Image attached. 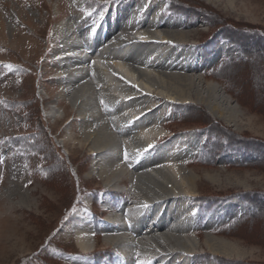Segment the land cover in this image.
Segmentation results:
<instances>
[{
  "label": "rangeland",
  "instance_id": "rangeland-1",
  "mask_svg": "<svg viewBox=\"0 0 264 264\" xmlns=\"http://www.w3.org/2000/svg\"><path fill=\"white\" fill-rule=\"evenodd\" d=\"M123 1L86 0L76 8L70 0H0L3 25L11 21L20 32L15 34L19 39L15 44L8 28L0 24V264H74L78 259L86 264H142L145 260L143 264H163L168 260L164 254L134 255L140 249L136 240L152 244L147 239L148 228L142 229L150 220H155L148 219L150 214L143 216L150 208L149 203L132 187L130 178L125 177L116 187L115 183L109 184L104 177L92 173L99 157L85 141L81 117L74 114L66 97L56 101L61 85L65 84V78L57 72L62 64L59 61L66 53L63 52L64 36L56 34L55 27L64 19L74 17L81 19L79 27L84 29L97 16L95 11L104 12L103 16L112 11L114 14ZM171 2L176 9L170 8ZM150 3L159 5L156 12L138 17L129 8L122 21L130 16L132 24L143 17L152 23L156 15L162 14L161 27L173 17L169 27L174 26L176 19L179 30H191L186 47L198 49L193 53V67L198 75L222 84L232 103L239 104L243 110L239 125H235L218 120L201 105L208 119L195 113L187 103L178 106L177 102L167 101L168 114L160 122L169 134L167 137L199 135L189 150L181 148L184 152L179 160L198 174L195 193L183 196L184 202L195 211L192 223L198 222L186 234H195L200 242L206 234L225 237L242 251L240 257H225L200 243L189 258L191 264H264V0H233L232 4L229 0H149ZM133 6L140 9L144 3ZM20 9L29 16L18 15ZM163 10L165 13H161ZM105 24L113 26V17L112 22L108 20ZM133 32L137 38L136 30ZM21 35L28 38L23 39ZM228 37L242 44L231 42ZM167 42L170 48L178 47L176 42ZM102 43L95 44L97 52L101 51L98 47ZM117 48L120 56L126 55L128 47ZM218 48L221 52L213 58ZM201 49L206 53L202 54ZM59 51L61 54L56 53ZM172 57L163 60L165 65L172 64L176 54ZM157 58L143 56L144 61L153 63L154 60V64L159 63ZM183 59L180 57L175 63ZM187 61L192 63L185 59L184 64ZM228 68L233 72L223 75L221 72ZM203 86L199 84L202 91ZM164 111L165 108L161 112ZM161 143L162 139L153 145L158 147ZM154 146L131 156L122 143L123 162L131 170H137L143 162L145 166L150 165L152 161L148 158L154 153ZM123 151L127 152V159ZM174 174L181 185L188 187L182 173ZM26 192L32 207L21 205ZM138 205L143 211L137 213ZM80 211H93L96 219L92 232L97 245L91 255L81 251L74 227L67 226L69 216ZM117 211L124 214L129 236L135 242L130 246L136 249L134 253H126L128 260L104 239L105 231L101 229L104 222H109L106 230L116 232V225L110 224L107 216ZM128 211L135 213V217L128 216ZM170 223L167 218L163 232L170 230L173 224ZM158 228L152 235L162 237ZM163 243L173 251L170 243ZM151 247L160 251L153 244ZM171 261L181 262L177 256Z\"/></svg>",
  "mask_w": 264,
  "mask_h": 264
},
{
  "label": "bare ground",
  "instance_id": "bare-ground-1",
  "mask_svg": "<svg viewBox=\"0 0 264 264\" xmlns=\"http://www.w3.org/2000/svg\"><path fill=\"white\" fill-rule=\"evenodd\" d=\"M70 1H72V5H76V8L86 3V0ZM135 1L138 0H125L119 3L114 14L112 11L106 16H101V18L95 16L97 19H94L93 17L84 29L79 27L81 19L77 20L74 17L64 19L55 27V33H61L64 36L62 38L63 52L66 53L65 57H61L59 61L62 64L61 69H58L57 72L58 76L65 78V84L61 85L60 94L56 101L66 97L71 103L74 114L81 117L80 126L85 141L91 145V150L97 152L99 157L97 165L92 167V173L104 177L109 184L115 183L113 185L116 187L123 183L125 177L130 178L132 187L142 195V200L149 203L150 208L144 211L146 214L143 216L147 217L150 214L148 219L153 217L155 220L147 221L148 223L142 229L148 228L146 231L147 239L164 253H160L158 250L154 251L152 249L154 246L151 247L152 244L148 245L141 240H136L140 249L134 253L133 249L135 248L130 249V246L132 244L134 246L135 242L132 243L133 240L129 236L128 222L126 223L124 214L122 215L118 211L116 213L109 212L107 219L111 220L112 223L110 224L116 225V232L106 230V225L109 222H104V239L112 245L114 244L124 256L131 252L139 256L142 252L156 256H163L164 254V258H168V260L164 261L163 264H174L171 259L175 256L180 258L179 264H191L189 258H192L191 254L197 251L200 243L206 245L211 252L225 257H240L242 255L240 247L225 237L206 234L204 241L201 240L202 242H200L195 234L192 236L186 234L193 223L184 221V215L190 213L191 208L188 203L184 202L183 196L195 193L198 174L184 163L180 164L179 160L180 154L184 152L181 148L192 147L199 135L187 133L174 135L170 138L167 137L169 134H165L167 130L160 122L168 110L166 109L169 106L167 101L177 102L179 103L178 106L187 103L186 105H190L195 113L201 115L203 119H208L206 113L199 107L201 105L218 120L235 125H239L243 110L239 104L232 103L231 97L222 87V84L214 83L213 80L198 75L199 72L193 67V62L195 63L193 56L198 49L186 47L191 30H179L178 25H175L178 23L176 19H174L175 27L170 26L172 27L170 28L168 23L173 17H169L166 24L164 23L161 27L160 22L163 15L158 13L155 14H158L160 18L156 15V19L150 23L144 17L149 12H156L159 5L150 3L140 7V9L136 7L137 10L134 6L131 7ZM232 1L229 0L231 4ZM129 8H131V14L134 12V15L138 17L139 14L144 16L140 19L141 21L139 20L140 22L132 24V21H129L130 16L126 17L124 22L122 21ZM22 11L21 9L18 10V15L29 16L27 12ZM112 17L114 25L107 26L105 23L108 20L112 22ZM1 18L3 17L0 15ZM138 23L142 25H138ZM0 24L4 29L8 28L11 33V41L17 44L19 39L16 38L15 34L18 33L19 35L20 32L15 24L11 21H5V25H3L1 20ZM134 30H136L137 38L133 37ZM103 34H105L104 40L102 39ZM20 37L28 38L22 35ZM141 37L145 39H140ZM169 40L173 44L176 42V46H178L176 48L182 46L179 48V52H176L175 45L172 48L170 45L168 46L167 43L169 42L167 41ZM101 41H103L102 47H98L101 51L97 52L94 49L95 44ZM138 41L142 44L137 43ZM123 46L128 47L127 56H120L117 52V47ZM166 49L168 50L166 51ZM86 50L88 52L85 53ZM201 50L202 54L206 53L203 51L204 49ZM158 51L161 52L158 53ZM219 52H221L220 48L214 53L213 58ZM56 53L61 54V51ZM174 54H176L174 62L165 65L163 60L172 59ZM144 55H155V57L160 58V61L156 64H154V60L151 61L153 63H149L147 60L144 61ZM180 57L184 59L180 63H175ZM185 59L192 63L187 61L184 64ZM229 72H233V69H225L222 74ZM129 82L132 86L128 84ZM201 83L204 84L203 91L199 88ZM153 96L157 97L154 98ZM161 98L164 99V102ZM101 100L104 101V104H101ZM156 104L157 106H154ZM163 108L165 111L162 113ZM132 120L136 121L132 124ZM132 126L134 127L132 128ZM161 139L163 144L158 147L157 152L149 155L148 160L152 161L150 165L146 164L147 166H145L146 162H141L144 166L141 165L137 170H131L128 164L123 162L122 143L125 144L129 155L136 156L142 152H147L151 144H156ZM198 147H201V144H198ZM175 172L183 174V180L186 181L188 187L181 185L175 176L176 174H174ZM207 176L213 181L217 180L211 175ZM137 203L139 202L137 201ZM32 204L29 202L27 192L23 194L21 205L32 207ZM139 207L140 205L136 207L137 213L143 211V208ZM126 213L128 214L129 211ZM134 214L130 212L128 216L135 217ZM167 218L173 224L170 223L172 224L170 230L163 232L167 228L165 227ZM137 222L139 224V221ZM69 225L75 229L76 242L81 251L84 253L93 251L97 245V240L89 222L82 219L79 214L72 213L68 218L67 226ZM157 226L162 237H155L154 233L152 235ZM163 242L170 243L173 251L165 248ZM127 255L126 259L128 260ZM73 262L74 264H86L85 261H79V259Z\"/></svg>",
  "mask_w": 264,
  "mask_h": 264
},
{
  "label": "trees",
  "instance_id": "trees-1",
  "mask_svg": "<svg viewBox=\"0 0 264 264\" xmlns=\"http://www.w3.org/2000/svg\"><path fill=\"white\" fill-rule=\"evenodd\" d=\"M170 8H174V5H173V2H171V6H170ZM174 9H176V8H174ZM227 37V36H226ZM228 39L231 41V42H235L236 44H238V45H241L242 44V42L240 41H236V40H233L232 38H230V37H228ZM222 73V72H221Z\"/></svg>",
  "mask_w": 264,
  "mask_h": 264
},
{
  "label": "snow or ice",
  "instance_id": "snow-or-ice-1",
  "mask_svg": "<svg viewBox=\"0 0 264 264\" xmlns=\"http://www.w3.org/2000/svg\"><path fill=\"white\" fill-rule=\"evenodd\" d=\"M141 39H145L144 37H141ZM94 63V62H93ZM101 104H104V101L103 100H101ZM106 107V106H105ZM152 146H150L149 147V149L148 150H150V148H151ZM127 156H128V154H127V152H125V158L127 159Z\"/></svg>",
  "mask_w": 264,
  "mask_h": 264
}]
</instances>
